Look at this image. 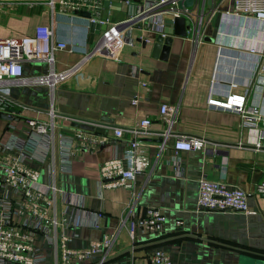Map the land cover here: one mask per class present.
Segmentation results:
<instances>
[{
	"label": "crops",
	"instance_id": "obj_1",
	"mask_svg": "<svg viewBox=\"0 0 264 264\" xmlns=\"http://www.w3.org/2000/svg\"><path fill=\"white\" fill-rule=\"evenodd\" d=\"M60 1L0 0V38L32 35L36 25H50L56 39L74 47L55 54V67L64 70L80 65L56 89L54 100L60 131L74 138L70 170L59 171L57 152L54 157L49 152L44 156L43 148H37L33 159L21 162L37 169L41 182L55 181L62 190L83 195L85 210L101 212L96 226H89L84 224L89 214L69 210L79 225L68 246L87 247L120 226L131 190L124 186L99 190V168L107 160L122 157L127 139L134 135L143 141L149 163L134 180L133 214L140 215L144 206H159L165 215L163 229L138 233L132 245L123 228L116 253L132 249L100 264H151L148 255L155 249L166 251L174 264H264V194L255 193L256 183L264 176V76L256 74L257 56L249 52L264 39L261 22L228 14L232 0H213V13L221 12V19L212 40H205L214 30L207 17L202 18L198 37L189 30L186 36H177L134 28L133 43L124 44L117 58L90 52L105 24L98 23L99 28L91 30L87 17L63 9ZM201 2L202 9L206 8V1ZM140 3L123 11L119 6H105L102 0L98 13L117 21L143 9L146 4ZM158 34L171 36L167 49L163 44L155 46ZM22 67L24 75L47 70L45 62H23ZM213 82L217 96H224L229 86L236 92L247 90V104L259 110L256 125L242 126L235 112L208 107ZM7 97L8 108L14 111L0 110L11 116L0 117V142L12 135L26 139L29 118L48 119L46 86L12 85ZM134 98L136 103H132ZM162 104L171 108L165 117L159 110ZM145 117L151 120L146 130L128 131ZM115 127L125 129L122 137L115 136ZM179 136L203 138L205 146L176 151L173 144ZM12 160L14 154H0V163ZM202 176L245 190L255 213L198 210ZM34 246L46 259L52 257V247L42 238Z\"/></svg>",
	"mask_w": 264,
	"mask_h": 264
},
{
	"label": "built area",
	"instance_id": "obj_2",
	"mask_svg": "<svg viewBox=\"0 0 264 264\" xmlns=\"http://www.w3.org/2000/svg\"><path fill=\"white\" fill-rule=\"evenodd\" d=\"M102 0H61L63 9L87 10L89 24H105L95 42L92 53L117 57L124 44H132L131 31L134 28L163 31L164 16L171 19L184 16L192 20L190 33L198 37L203 16L201 0H195L194 7H175L178 0H117L125 2L128 7L136 1L144 2L143 9H136L126 17L111 21L110 15L99 16ZM109 2L111 0H108ZM140 3V4H141ZM233 9L227 12L232 16H243L261 22L264 29V0H232ZM199 11V12H198ZM195 12V13H194ZM193 18L196 20L193 22ZM74 47L64 40L56 39L50 25L39 24L34 27L32 35L0 38V107H9L7 89L12 85L46 86L49 107L47 120L27 119L29 126L27 138L19 139L14 135L0 142V154L12 153L14 160L0 163V264H70L72 260L89 262L97 257L101 263L105 258L116 254V242L123 228L128 233L133 245L138 233H160L163 229L165 215L159 206H144L137 217L134 180L138 173L148 167V158L143 151V141L132 136L127 139V147L122 157L104 162L99 168L98 184L102 188L124 186L131 190L132 198L124 208V214L118 226L101 240H94L84 248H71L68 242L77 236L79 225L69 215L70 209L82 210L89 214L85 225L96 226L101 212L84 209V196L62 190L55 181L43 183L40 172L21 162L33 159L37 148L44 149V156L51 153L59 155V171L70 170V156L74 138L60 131L56 122L57 111L54 106L55 91L68 78L73 76L80 65L64 70L55 67V54L61 50L73 51ZM257 56L256 74L264 76V39L261 46L249 49ZM23 62H45L47 70L41 74L24 75ZM214 82L206 99L210 108L235 112L240 116L242 126H254L259 117V110L247 104V90L236 92L231 86L224 96H217ZM134 98L132 103H136ZM171 108L166 104L160 106V113L166 116ZM254 118H252V117ZM150 118L139 120L130 132L144 131L150 125ZM125 129L114 128L116 137H122ZM205 140L200 137L179 136L173 144L174 150H201ZM43 156V157H44ZM52 169V167H51ZM256 194H264V176L255 185ZM248 193L240 187L228 186L223 180H210L202 176L198 180L197 209L200 211L245 212L255 213L247 203ZM181 221H176L180 227ZM42 238L52 247V257L46 259L34 246ZM151 264H174L173 258L166 251L155 249L148 255Z\"/></svg>",
	"mask_w": 264,
	"mask_h": 264
},
{
	"label": "water",
	"instance_id": "obj_3",
	"mask_svg": "<svg viewBox=\"0 0 264 264\" xmlns=\"http://www.w3.org/2000/svg\"><path fill=\"white\" fill-rule=\"evenodd\" d=\"M206 3L204 2L203 5L206 4V8L202 9L201 7V12H199V14L201 13V15L203 16V18L207 17L209 18V22L212 24V26L214 27L213 30V34L211 38L206 37L205 40H212L214 38V36L217 34L218 29H219V23H220V19H221V12H214L212 10L213 7V0H205ZM103 3L105 6H119L121 7V9L127 10L128 5L125 2H118L117 0H111L110 2L108 0H103ZM177 5L175 7L182 9L183 7H194L195 5V0H178ZM75 14H78L82 17H89L90 13L88 11L85 10H74ZM195 13V12H194ZM205 18V19H207ZM192 26V20L189 18H186L184 16H175L174 18H166L164 19V28H163V33L167 34V35H177V36H186L187 35V30H190V27ZM99 28V24L98 23H91L90 28L91 30L93 28ZM105 27V26H104ZM103 27V28H104ZM171 42V36H166L163 37L162 34H158L155 38V46H160L161 44L164 45V49H167V45H170ZM0 110L3 111H8V112H13V109H10L8 107H0ZM0 117L5 118V119H10L11 116H8L6 114H0ZM165 133V132H163ZM167 133V132H166ZM166 135V134H165ZM162 137L159 139V141H162ZM133 247V246H132ZM132 248H127L121 252H118L110 257L105 258L102 262L109 260L111 258H114L124 252L130 251ZM257 263V262H256ZM95 264H100V263H95Z\"/></svg>",
	"mask_w": 264,
	"mask_h": 264
}]
</instances>
